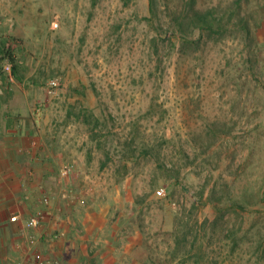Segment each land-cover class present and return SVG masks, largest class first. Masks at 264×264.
Wrapping results in <instances>:
<instances>
[{
  "label": "rangeland",
  "instance_id": "rangeland-1",
  "mask_svg": "<svg viewBox=\"0 0 264 264\" xmlns=\"http://www.w3.org/2000/svg\"><path fill=\"white\" fill-rule=\"evenodd\" d=\"M153 8L0 0V124L52 173L27 210L49 194L51 213L19 236L83 244L43 248L61 264H264V0Z\"/></svg>",
  "mask_w": 264,
  "mask_h": 264
},
{
  "label": "crops",
  "instance_id": "crops-1",
  "mask_svg": "<svg viewBox=\"0 0 264 264\" xmlns=\"http://www.w3.org/2000/svg\"><path fill=\"white\" fill-rule=\"evenodd\" d=\"M30 126L25 128V131L33 132V128L31 129ZM18 128L23 129L19 123H16L15 126L9 121L0 124V264H17L27 257V248L21 247L22 238L19 236V230L16 226L31 216L27 210L29 208L33 210V193L45 187L43 183H48L50 181L48 176H52L51 171L47 170L49 167L48 160L43 164L42 158L39 159L35 156V151L30 147V142L25 136H22L24 133H20L22 129L19 130ZM33 167L35 172L31 171L27 177V173ZM41 179L42 182H40ZM50 190L53 192L51 188ZM40 203L42 204L41 198ZM15 213L21 214L22 218L19 222H11L10 220L11 215ZM70 218L73 217L69 216ZM73 220L75 218L69 221ZM72 225L73 228H71ZM84 225L86 224L84 223ZM71 227L70 231L74 232L75 224H71ZM48 228L50 229L52 226ZM67 241H70V238L48 243L42 240L37 248L41 250L44 248V251L47 250L51 254L56 252L60 256H66L67 252H71L72 255L76 254L77 249L80 250V246H83V244L78 243L66 245ZM83 251H85L84 247Z\"/></svg>",
  "mask_w": 264,
  "mask_h": 264
},
{
  "label": "built area",
  "instance_id": "built-area-1",
  "mask_svg": "<svg viewBox=\"0 0 264 264\" xmlns=\"http://www.w3.org/2000/svg\"><path fill=\"white\" fill-rule=\"evenodd\" d=\"M9 68L11 69L10 65ZM10 79L12 82H14V76L11 74ZM52 86H58L59 85V79H53L51 80ZM76 171V164L75 162H66L64 163L59 171L60 179L61 180H67L73 172ZM62 191L65 192L64 195H68V190L66 188H63ZM158 193L160 195H164L165 190L164 188H160L158 190ZM53 197L49 194H45L41 197V202L43 204V208L38 210L35 214L31 215L25 222V225L30 229H36L41 224L42 221L46 218V216L51 213L52 208V199ZM21 214L15 213L11 215L10 219L14 222H18L21 220ZM41 242V238L37 236L35 233L28 234L25 239H23L20 242L21 247L27 248L28 255L23 260L19 261L17 264H61L60 260L51 258L46 255V253L37 248V245Z\"/></svg>",
  "mask_w": 264,
  "mask_h": 264
},
{
  "label": "trees",
  "instance_id": "trees-1",
  "mask_svg": "<svg viewBox=\"0 0 264 264\" xmlns=\"http://www.w3.org/2000/svg\"><path fill=\"white\" fill-rule=\"evenodd\" d=\"M150 1H151V8L154 9L153 7H154V4H155V0H150ZM179 18L180 17L178 16L177 19H179ZM193 20H194V22H192V24L195 27H199L201 30H204L206 28L212 29V24L209 21L208 16H203L200 12L197 15V17L195 19H193ZM179 24H180L179 28L181 29V31H185V28H184L185 21H180ZM191 27L192 26H191V24L189 22V29H191ZM245 27H246V25H245ZM5 56L10 58L15 63L16 55L14 53L13 48L12 49L11 48H7L6 52H5ZM13 67H14L13 73H15V75H18V72H17V67L18 66L15 64Z\"/></svg>",
  "mask_w": 264,
  "mask_h": 264
}]
</instances>
